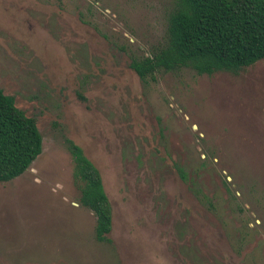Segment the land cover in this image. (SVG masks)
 Here are the masks:
<instances>
[{
    "label": "rangeland",
    "instance_id": "1",
    "mask_svg": "<svg viewBox=\"0 0 264 264\" xmlns=\"http://www.w3.org/2000/svg\"><path fill=\"white\" fill-rule=\"evenodd\" d=\"M173 4L0 0V88L43 140L0 182V264H264V59L142 81L129 63L163 42ZM67 138L101 173L109 244Z\"/></svg>",
    "mask_w": 264,
    "mask_h": 264
},
{
    "label": "trees",
    "instance_id": "2",
    "mask_svg": "<svg viewBox=\"0 0 264 264\" xmlns=\"http://www.w3.org/2000/svg\"><path fill=\"white\" fill-rule=\"evenodd\" d=\"M262 59L264 0H174L166 16L163 42L148 55L133 57L129 67L146 81L160 70L182 68L197 74H237ZM42 145L35 117L0 88V182L24 173L42 152ZM65 145L73 162L78 203L94 216L96 241L109 244L112 207L101 173L78 144L67 138ZM178 171L184 179L182 168Z\"/></svg>",
    "mask_w": 264,
    "mask_h": 264
}]
</instances>
